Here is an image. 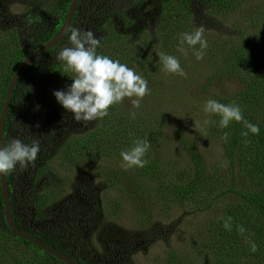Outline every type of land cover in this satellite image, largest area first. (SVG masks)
I'll list each match as a JSON object with an SVG mask.
<instances>
[{"label":"trees","instance_id":"16d2710c","mask_svg":"<svg viewBox=\"0 0 264 264\" xmlns=\"http://www.w3.org/2000/svg\"><path fill=\"white\" fill-rule=\"evenodd\" d=\"M72 1L51 0L43 8L40 1H35V7L25 4L26 15L23 22L11 33L10 43L7 42L5 47H1L0 43V117L13 75L30 52L50 41L60 30L66 21ZM247 1L84 0L80 3L79 7L82 9L75 13L65 38L42 54L40 62L30 65L13 92L5 123V142L8 151L9 191L16 224L25 232L60 249L82 264H116L120 261L119 252L108 256L107 249L101 253L100 246L108 248L110 244L111 248L116 249V244L121 243L119 240L136 237L142 242V246L147 247L157 239L161 231L158 222L178 213L186 214L187 206H194L191 209L194 212H197L199 207H213L217 205L222 194L235 192L237 200L226 206H219L217 215L208 222V232L194 247L196 253L189 255L178 251L172 245L163 257L152 264H264V36L252 38L250 34L246 35L238 22V27H232L237 29V35H241V44L233 42L229 48H225L219 61L221 67L217 68L214 76L234 77L241 85L239 90L229 95L215 97L212 102L213 109L204 128L206 135L221 140L223 155L222 171L219 174L211 172L209 162L191 135L184 134L178 136V142L173 141L176 144V147L173 144L174 153H182L183 160L179 161L177 154H174L175 157L169 154V148H164L165 142L167 139L169 142L172 140L164 136L165 113H158L161 110L157 103L154 104L153 110H149L144 103L135 110H127L124 107L130 87L125 68L119 77L105 82L103 91L106 109L105 106L101 108L102 123L96 124L93 130L76 139L77 147L74 149L79 148L80 152L88 157L97 152H104L105 155L110 150V156L117 153L130 161L127 163L128 170L126 167L117 169L124 172L122 175L116 172V167H112L110 173L105 174L109 182L105 187H115L119 192L114 195L115 199L121 197L127 205L138 207L136 211L131 210L132 216L128 221L132 222L121 226L117 222L109 221V228L107 224L99 223L100 236L92 238V235H86L85 239L77 241L72 230H61L55 235L53 230L40 231L39 225L27 228L28 226L19 220L16 211L21 209L20 213L29 222H32V218L41 221L45 206L52 203L57 195L55 189L58 188L49 187L50 183L47 188L42 187L41 192L43 170L34 173L37 153L45 152L42 135L45 128L38 116L45 108H57V104L64 98V88L77 81L76 72L80 68L89 66L95 72L103 70L106 80L109 70L120 72L121 65L107 66L103 56L113 37H116V42L123 40V47H129L128 41L134 42L138 37H133V32L125 29L124 25L137 27L139 33L148 30L149 34H152L156 29V32L162 35V40L168 27H178V30L182 27L178 32L175 29L174 33L170 32L169 36L164 38L165 44L171 40L173 47H180H167V50H174L172 56L175 51L184 52L179 40L185 36L189 25L199 28L200 25H219L216 20H204L206 17L203 18V15L198 13L202 5L212 8L210 12L216 9L218 17L224 19L222 14L239 12ZM118 2L120 6L123 5V10L126 8L131 14H139L140 21L117 22L115 16L124 14V17L129 18L127 13L122 12L121 7L116 10ZM149 17L152 19H147ZM176 18L180 19L175 20ZM258 19L260 24H264V17ZM30 20L32 22L29 25L26 22ZM23 24L28 34L18 33ZM160 26L162 27L159 30ZM260 33L264 34V28L260 29ZM252 41L258 42L257 45L252 44ZM188 42L189 40L186 41ZM127 51V55L131 53L130 50ZM144 55L145 51L131 56L126 61L131 63L133 58H138L135 61V69L140 62L151 58L148 54ZM70 58L79 59L80 62H68ZM144 66L146 65L142 67ZM142 76L151 80L158 78V73L154 68H150ZM120 83L123 85L120 86ZM135 85L141 87L138 83ZM110 106L115 107L113 109L116 113L113 109L112 112L107 111ZM99 110L95 111V115L99 116ZM111 113L116 122L115 132L101 129L107 122L105 115ZM52 115L51 124H47L48 134L54 127L64 125L61 115L57 112H52ZM49 140L50 146H53L54 141L52 138ZM61 140L62 138L58 143ZM107 142L110 147L105 144ZM69 147L72 149V145ZM238 174L249 182V188L237 189ZM27 189L30 191L29 199L24 203L22 197ZM71 189L74 191L72 187ZM65 190L64 196H58L66 198L70 188ZM68 197L69 199L64 200L67 202L57 208V211L62 209L65 215L71 212L68 214L83 222L95 217L97 221L100 220L94 214L97 206L96 198H93L95 195L89 198L87 195L75 197L70 194ZM107 200L109 198L105 199ZM32 206L37 209L35 216L31 215ZM153 209L157 213H154ZM124 213L111 212L102 215L104 219L107 216L117 220L121 219ZM157 215H160L159 218ZM32 224L35 225L34 222ZM112 230L115 234L110 236ZM0 264H67L12 232L5 216L1 169Z\"/></svg>","mask_w":264,"mask_h":264},{"label":"rangeland","instance_id":"374dc122","mask_svg":"<svg viewBox=\"0 0 264 264\" xmlns=\"http://www.w3.org/2000/svg\"><path fill=\"white\" fill-rule=\"evenodd\" d=\"M35 1H40V5L43 8L51 0H0L1 47L7 46V42L10 43L9 38L11 33L23 22L26 15L25 4L35 7ZM119 7L122 8V6H118L116 10H119ZM211 9L202 5L198 9V13H201L203 18L206 17L204 20H216L219 25L217 27H201L203 25H200L199 28L188 22L191 25L186 29L185 36L179 40L181 41V48H184V52L175 51L172 56L171 53L174 50H167V47H173L172 42L170 40V43L165 44L164 38L169 36L170 32L174 33L175 29L178 32L182 27L179 30L178 27H168L165 30L163 40L162 35L156 32V29L154 33L149 34L148 30L139 33L138 28H136L138 37L134 39V42L133 40L128 41L129 47H123V40L116 42V37H113V40L107 45L108 49L105 51L103 60L107 66L114 64L121 65L120 72L109 70L107 74L108 79L106 80L103 70L102 72L100 70L94 72L89 66H84L76 72L77 81L64 88V98L57 104L58 109L55 107L45 108V112L43 113L44 119H47L48 114L51 116L50 113L57 112L61 115L62 121L69 125L67 126L62 122L67 127V134L62 136L61 142L49 151L45 161L37 164L34 170V173L40 169L43 170L41 192H43V188L48 187V183L51 184L49 187L58 188L55 189L57 195L52 200L58 202L52 205L49 203V205L45 206L46 214H53L55 207L62 200L61 197L57 198V196H64L66 194L65 189H69L70 184H72L71 187L74 191L68 193L75 195V197L77 195H87L91 198V196L95 195L96 205L98 206L95 216L100 214V208L103 215L111 212L117 214L125 212L124 217L122 216L121 219L117 220H112L107 216L104 219L100 214V220L97 221L95 217L93 220H89L92 221L89 226L84 225L81 226L82 228L78 226L80 229L75 230L77 236L82 234L85 236L92 235V238L100 236L99 223L107 224L108 228L109 221L117 222L121 226L131 223V220L128 221L132 216L131 210L136 211L138 209L135 205L124 203L125 201L123 202L121 197L115 199L116 196L114 197V195L119 194L118 190L114 189L115 187H105V184L109 185L105 174H109L112 167H116V172L121 175L124 172H119L117 169L126 167L128 170L127 163L130 161L126 160L124 155L121 156L116 153L110 156L109 150L105 155H103L104 152H101V154L97 152L93 156L88 157L83 152H80L79 148L74 149V147H77L76 139L93 130L96 124L102 123L103 120L100 117L101 108L105 106L106 109L103 91L105 82L119 77L121 73H124L125 68H127L126 74L130 87L126 94L127 99L124 101V107L127 110H135L144 103L149 110H153L154 104L157 103L161 110L158 113L160 115L163 112L165 113L163 125L165 124L166 127L164 129V136L172 140V142H169L167 139L165 142L166 146L164 148H169V154L173 157H175L174 154H177L179 161L184 159L182 153H174V145L176 147V144L173 141L178 142V136L188 134L199 144L202 154L209 162L211 172L219 174L222 171L223 153L221 140L206 135L204 128L210 116V111L213 109L212 102L215 97L229 95L239 90L241 84L234 77H216L214 73L215 71L217 72V68L221 67L219 61H221V55L222 52H225V48H229L233 42L241 44V35H237V29L232 27V25L238 27L236 22L241 23V29L246 35L250 34L252 38L264 36V34L260 33V29L264 28V24H260L258 19V17L260 19L264 17V0H248L242 5L239 12L220 13V15L225 16L224 19L218 17L216 9L210 12ZM177 19L180 18H176L175 20ZM161 27H159V30ZM24 29L25 26L23 24L18 33H23V35L28 33ZM178 37H180L179 34ZM188 40L189 42L186 43ZM257 43L252 41V44L257 45ZM176 48H180L179 45L173 47V49ZM127 50L131 51L128 55ZM144 51L145 55L148 54L151 57L150 59H146L143 63L140 62L135 69V61L138 58H133V62L127 63L126 60L131 56L138 55V53H143ZM106 56H108L107 59L105 58ZM68 62L77 64L80 60L70 58ZM143 65L146 66L142 67ZM150 68H154V71L158 73V78L150 80L142 76ZM137 83L141 87L136 86L135 84ZM122 85L120 83V86ZM113 108L115 107L110 106V109H107V111L112 112ZM96 110H99V116L95 115ZM105 116L108 123L103 124L101 129L115 132L114 126L116 122L112 117V113ZM105 144L110 147L109 142ZM69 145H72V149ZM119 161L122 162L118 163ZM223 161H225L224 158ZM236 177L239 183L237 189L249 188V182L244 177L239 176V174ZM47 190L45 191L46 193ZM106 198H109V200L105 201ZM236 200L237 196L235 192L225 193L222 194L217 205L213 207H199V210L194 212L191 210L194 206H187L186 214L178 213L158 222L161 229L159 231L160 237L158 235L157 239L149 244V246L144 247V245H141L142 242L139 239L130 237L128 240H119L118 242L121 243L116 244V249L111 248L110 244L108 248L100 246L101 253H104L105 249H107L108 256L119 252L120 261L116 264H152L158 258L163 257L166 254V250L172 245L178 251L191 255L196 253L195 245H198L201 237L208 232V222L217 215L218 207L226 206V204ZM118 205L121 207H118ZM26 208L28 209V205H26ZM36 211V207L32 206L31 215L35 216ZM153 211L157 213L155 209ZM41 216L43 219L47 215L41 213ZM159 216L157 215V218ZM34 219L32 218V220ZM114 234L113 230L110 231V236ZM76 240L79 241L78 239ZM98 246H96V250Z\"/></svg>","mask_w":264,"mask_h":264},{"label":"water","instance_id":"95a60500","mask_svg":"<svg viewBox=\"0 0 264 264\" xmlns=\"http://www.w3.org/2000/svg\"><path fill=\"white\" fill-rule=\"evenodd\" d=\"M83 0H73L70 4L67 18L60 30L55 34V36L42 46H40L36 51L26 56L18 68L17 72L13 75L8 89L6 93L5 102L3 105V110L0 117V169H1V183H2V194L5 206V216L9 226L12 229V232L21 237L23 239L29 240L30 242L34 243L35 245L43 248L44 250L48 251L49 253L55 255L58 259L64 261L67 264H82L72 257L68 256L67 254L63 253L60 249L52 247L47 242L40 240L39 238L35 237L31 233L25 232L21 229L15 221V216L12 210V202L10 199V191H9V182H8V162H7V149L5 145V123L9 113V109L12 103V96L15 89L17 82L20 80L22 75L26 72L28 67L31 63L35 61V59L39 58L43 53L48 51L49 49L55 47L61 40L64 39L66 33L71 28L74 16L76 11L78 10L79 4Z\"/></svg>","mask_w":264,"mask_h":264},{"label":"flooded vegetation","instance_id":"af4514ba","mask_svg":"<svg viewBox=\"0 0 264 264\" xmlns=\"http://www.w3.org/2000/svg\"><path fill=\"white\" fill-rule=\"evenodd\" d=\"M84 1V0H83ZM83 1H81V3L83 2ZM80 5V4H79ZM116 6H120V3L118 2V3H116ZM122 6V8H121V10H122V12L123 13H127L126 15H128L129 16V18H126V17H124V14L122 15V16H115V19H116V21L118 22V21H121V22H125V21H129V20H135V21H140V16H139V14H137V13H133V14H131V13H129L128 11H127V9L126 10H123V5H121ZM129 9H130V7H128ZM81 9H82V7L80 6V7H78V10L77 11H81ZM76 11V12H77ZM147 19H152V17H149V18H147ZM32 21L30 20V22H26V23H29V25H30V23H31ZM27 25V24H26ZM124 25V24H123ZM27 27H28V25H27ZM124 28L125 29H127L129 32H133V37H135L136 35H137V33H138V31H137V27H135V26H126V25H124ZM70 30V29H69ZM28 34V33H27ZM67 34V33H66ZM66 36V35H65ZM26 37H28V36H26ZM65 38V37H64ZM37 50V49H36ZM35 50V51H36ZM34 51H32V52H30L29 54H31V53H33ZM28 54V55H29ZM44 54V53H43ZM27 55V56H28ZM42 56V55H41ZM41 56L39 57V58H37V59H35V61L33 62V63H31L30 65H32V64H35V63H37V62H40V60H41ZM30 67V66H29ZM28 67V68H29ZM94 72H95V70H93ZM23 76V75H22ZM21 79V78H20ZM20 81V80H19ZM18 81V82H19ZM17 82V83H18ZM45 112V110H43V113ZM43 113L41 112V115H39L38 116V119H39V121H40V123H41V125L45 128V131H44V133L42 134L43 135V138H44V149H45V152L44 151H40L39 153H37V157H36V161L34 162V165H37V164H39V163H42V162H44L45 161V159H46V156L48 155V153H49V151L53 148V147H55V146H57V144H58V142L60 141V139L61 138H63L62 136H65L66 134H67V132H66V129H67V127H66V125L67 126H69L68 124H66L64 121H62V122H64L66 125H61V126H58V127H54L53 128V130H52V132H50L49 134L47 133L49 130H48V125L47 124H51V120H52V117H53V115H52V113H51V116L48 114V117H47V119H44L43 118ZM94 119H95V117H94ZM63 123V124H64ZM61 132H62V134H61ZM4 138H5V132H4ZM52 138V140L54 141V145L53 146H50L51 145V140H49V139H51ZM5 145H6V142H5ZM6 149H7V147H6ZM7 162H8V151H7ZM71 185L72 184H70V186H69V188H70V190L68 191V192H72L73 190L71 189ZM29 188H31V186L29 187ZM29 193H30V191H29V189H27V191H26V193H24V195H23V197H22V199H23V201H24V203H27V201L26 200H28L29 199ZM68 196H70V194L68 193ZM66 197V198H62V200H61V202L55 207V209H54V211H53V214L51 213L50 215L49 214H46V211H45V208H44V210L42 211V213L44 214V215H47L48 217L46 218V219H40L41 221H36V220H32L31 219V221L32 222H29V220L27 221L26 219H25V216L24 215H22L21 213H20V210H17L16 209V211H17V213H18V218H19V220L22 222V224L23 225H27L28 227L27 228H29V227H31V226H36V225H39V229H40V231H44V232H47L48 230H53L54 232V234L56 235L57 233L59 234L60 232H61V230H63V231H68V230H72L73 231V233L76 235V239H78V240H82V239H85L86 238V236L84 235V234H82V235H80V236H77V234H76V232H75V230L76 229H80L78 226H84V225H86V226H89L91 223L89 222V221H82V220H77V219H75L74 218V216H72V215H69V214H71V212H67V214L65 215L64 214V211H62V209H60V210H58L57 211V208H60V206L63 204V203H66L67 201H64V200H66V199H69V197ZM57 198H59V196H57ZM83 198V197H82ZM93 198H95V197H93ZM11 199V198H10ZM58 201H53L52 203H50V205H52V204H54V203H57ZM93 203H94V201H93ZM50 207V206H49ZM94 208V207H93ZM81 210H83V208H81ZM95 210H98V206H96L95 207ZM94 210V211H95ZM69 213V214H68ZM101 215H102V212H101V208H100V212H99ZM94 214H96V211H95V213ZM100 214L98 215L97 214V217L98 218H100L101 219V216H100ZM16 216V215H15ZM103 216V215H102ZM88 220H90V219H88ZM35 223V225H33L32 223ZM82 228V227H81ZM85 233V232H84Z\"/></svg>","mask_w":264,"mask_h":264}]
</instances>
